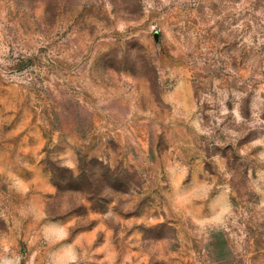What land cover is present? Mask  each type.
I'll return each mask as SVG.
<instances>
[{
  "label": "rangeland",
  "instance_id": "rangeland-1",
  "mask_svg": "<svg viewBox=\"0 0 264 264\" xmlns=\"http://www.w3.org/2000/svg\"><path fill=\"white\" fill-rule=\"evenodd\" d=\"M0 264H264V0H0Z\"/></svg>",
  "mask_w": 264,
  "mask_h": 264
}]
</instances>
